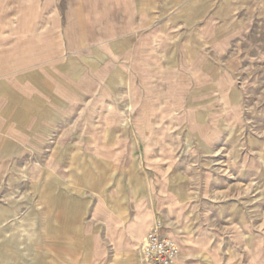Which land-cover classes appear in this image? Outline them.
Returning a JSON list of instances; mask_svg holds the SVG:
<instances>
[{
	"label": "crops",
	"instance_id": "crops-1",
	"mask_svg": "<svg viewBox=\"0 0 264 264\" xmlns=\"http://www.w3.org/2000/svg\"><path fill=\"white\" fill-rule=\"evenodd\" d=\"M224 1L0 0V170L48 162L60 176L71 161L110 164L113 192L94 195L78 220L95 262L147 264L140 243L157 223L179 245L174 264L220 260L210 230H186L191 216H213L194 213L197 201L169 184L176 154L134 157L131 147L176 124L203 142L219 139L224 95L239 75L229 51L240 32L224 31L217 16ZM186 7L205 15L171 24L170 8ZM47 141L43 159L32 158L28 148ZM137 161L151 177L143 193L128 182Z\"/></svg>",
	"mask_w": 264,
	"mask_h": 264
},
{
	"label": "rangeland",
	"instance_id": "rangeland-1",
	"mask_svg": "<svg viewBox=\"0 0 264 264\" xmlns=\"http://www.w3.org/2000/svg\"><path fill=\"white\" fill-rule=\"evenodd\" d=\"M192 8H170V23L192 26L205 15ZM218 8L224 31L240 32L229 51L238 67V84L225 92L219 139L203 142L196 128L189 136L185 126L176 124L150 130L145 143L131 150L134 157L176 154L179 174L169 184L176 183L187 201H197L194 213L210 209L212 218L191 216L186 230L212 232L214 255L220 259L216 264H264V0H225ZM44 144L49 142L28 148L32 158L43 159ZM47 164H12L0 170V264H116L91 259L92 246L78 223L88 217L94 195L108 199L115 182L110 164L101 158L71 161L60 176ZM130 168L134 176L129 186L135 184L143 193L151 186L145 165L137 161ZM162 178L167 184L172 177Z\"/></svg>",
	"mask_w": 264,
	"mask_h": 264
},
{
	"label": "built area",
	"instance_id": "built-area-1",
	"mask_svg": "<svg viewBox=\"0 0 264 264\" xmlns=\"http://www.w3.org/2000/svg\"><path fill=\"white\" fill-rule=\"evenodd\" d=\"M140 251L147 264H174L179 248L173 238L167 236L157 223L146 234Z\"/></svg>",
	"mask_w": 264,
	"mask_h": 264
},
{
	"label": "bare ground",
	"instance_id": "bare-ground-1",
	"mask_svg": "<svg viewBox=\"0 0 264 264\" xmlns=\"http://www.w3.org/2000/svg\"><path fill=\"white\" fill-rule=\"evenodd\" d=\"M46 16H47V15H46ZM145 236H146V235H144V239L146 238ZM144 239H143V241H144ZM143 241H142V242H143ZM174 241H175V240H174ZM142 242H141V243H142ZM175 242H176V241H175ZM176 244L178 245V243H177V242H176ZM178 248H179V246H178Z\"/></svg>",
	"mask_w": 264,
	"mask_h": 264
}]
</instances>
